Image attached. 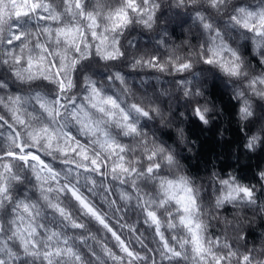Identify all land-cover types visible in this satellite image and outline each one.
I'll return each mask as SVG.
<instances>
[{
  "label": "clouds",
  "instance_id": "9594fccd",
  "mask_svg": "<svg viewBox=\"0 0 264 264\" xmlns=\"http://www.w3.org/2000/svg\"><path fill=\"white\" fill-rule=\"evenodd\" d=\"M0 264H264V0H0Z\"/></svg>",
  "mask_w": 264,
  "mask_h": 264
}]
</instances>
